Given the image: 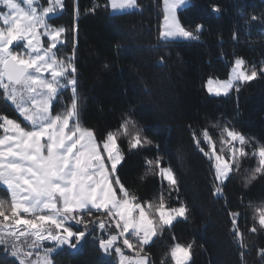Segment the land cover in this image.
<instances>
[{"label":"trees","instance_id":"obj_1","mask_svg":"<svg viewBox=\"0 0 264 264\" xmlns=\"http://www.w3.org/2000/svg\"><path fill=\"white\" fill-rule=\"evenodd\" d=\"M191 1L179 16L189 30L203 25L199 40L165 42L160 38L161 0H139V10L115 15L108 0H77L78 19L73 0H66L54 23L67 29L69 42L57 48L58 55L70 52L73 30H77L79 116L99 140L130 118L154 141L129 150L128 137L118 136L124 155L118 175L124 185L142 202L157 203L163 194L168 207L184 204L189 210L186 220L176 221L153 239L147 250L155 264L176 242H194L190 264H264L258 255L264 248V230L258 224V209L264 206V175L250 184L243 179L258 165V156L251 152L264 146V74L242 83L239 91L234 89L227 97L211 96L206 90L209 79L229 77L236 59L245 61L244 71L255 67L259 73L264 68V0ZM214 7L220 11L214 12ZM70 97L69 91L63 92L54 111L63 110ZM4 115L27 125L0 99V116ZM223 127L243 134L250 141L245 145L250 154L239 160V173L226 182L224 196L219 197L213 194V161L198 150L193 132L199 136L207 128L219 153L222 140L227 139L226 134L220 135ZM201 146L211 151L203 140ZM223 155L229 156L227 146ZM157 156L176 173L178 192L169 195L168 182L155 168L149 171L146 161ZM0 198L10 199L1 186ZM233 211L240 213L237 226L246 249L239 247L231 231ZM253 226L256 233L250 231ZM98 233L87 236L77 253L61 251L55 264H116L99 249ZM0 264H13V259L0 251ZM165 264H173L170 257Z\"/></svg>","mask_w":264,"mask_h":264},{"label":"snow or ice","instance_id":"obj_2","mask_svg":"<svg viewBox=\"0 0 264 264\" xmlns=\"http://www.w3.org/2000/svg\"><path fill=\"white\" fill-rule=\"evenodd\" d=\"M163 3L162 40H199L203 25L189 30L177 15L178 9L191 6V0ZM0 6L7 10L0 11V99L10 102L29 125L22 127L16 120L0 116L4 133L0 137V184L6 186L10 196L9 200L0 199V249L13 258V264H54L52 257L59 250L65 246L76 250L98 229L104 233L95 237L99 249L106 256L114 255L116 264H155L147 250L153 238L162 235L177 218L186 220L189 210L184 204L168 207L163 194L157 203L142 202L117 174L124 160L118 136L128 137L129 150L151 146L154 141L144 136L143 129L130 118L100 140L92 129L80 124L75 46L59 56L57 46L69 42L67 29L49 23L63 7V0H48L46 7L40 0H0ZM111 8L131 11L140 5L138 0H111ZM213 11L218 13L220 9L214 7ZM43 37L47 38L46 45ZM244 64L242 58L236 59L231 78L215 89L209 80V91L227 95L229 90L239 91L242 83L264 74V68L259 73L255 67L244 71ZM65 90L71 91L70 103L63 111L55 112L54 103ZM225 134L227 139L222 140L218 153L207 128L199 136L193 132L198 150L214 161L213 194L219 197L224 196L226 182L239 173V160L250 154L245 151L250 141L243 134L223 127L220 135ZM201 140L211 146L210 152L201 146ZM225 146L228 158L223 155ZM251 155L258 156V165L243 178L245 184L264 175V146H258ZM146 163L149 171L155 168L168 182L169 195L179 191L176 173L171 166L162 165L161 157ZM258 211L259 229L264 230V206ZM239 216L238 211L230 212L231 231L239 247L246 249L237 226ZM69 222L82 228L73 230ZM250 231L256 233L258 229L253 226ZM45 242L51 246H45ZM193 243H174L160 264H165L168 257L173 264H189ZM125 249L135 254L126 255ZM244 255L241 251L242 261ZM258 255L264 259V248L258 250Z\"/></svg>","mask_w":264,"mask_h":264},{"label":"rangeland","instance_id":"obj_3","mask_svg":"<svg viewBox=\"0 0 264 264\" xmlns=\"http://www.w3.org/2000/svg\"><path fill=\"white\" fill-rule=\"evenodd\" d=\"M192 2V1H191ZM65 3H66V0H63V7L62 8H58V10H57V12L55 13V16L52 18V19H50L49 20V23H51V24H53L54 26H56L55 25V23H54V20L55 19H58L61 15H62V13H63V11H64V9H65ZM40 4L42 5V6H44V7H46L47 5H48V0H40ZM73 4L75 5V10H76V13H75V18H77L78 19V9H77V0H73ZM138 4H139V0H138ZM108 5H109V8H110V12H111V14L112 15H115V14H123V13H127V12H132V11H137V10H139V9H136V10H131V11H114L112 8H111V0H108ZM140 5V4H139ZM161 6H162V13H163V18H162V21H161V23H160V33H161V31L163 30V23H164V14H165V12H164V3H163V0H161ZM0 11H7L3 6H0ZM181 10L180 9H178L177 10V15H178V17H179V19H180V16H179V12H180ZM181 21V20H180ZM182 23V22H181ZM0 26H3L2 25V22H0ZM57 27H61V26H59V25H57ZM63 27V26H62ZM65 28V27H64ZM75 28H76V26H75ZM42 31V30H41ZM74 31V40L75 41H73L74 42V46H75V43H76V36H77V33H76V31L77 30H73ZM67 33V32H66ZM66 33H65V35H66ZM160 38H161V36H160ZM43 40H44V43H45V45L47 44V38L46 37H43L42 38ZM162 39V38H161ZM170 41H176V42H179V41H188V39H184V38H177V39H174V40H170ZM67 46H68V44H66ZM59 46H61V45H58L57 46V48L59 47ZM73 47V46H72ZM234 66H235V62H234V64L232 65V67H231V70H230V74H229V77L227 78V79H224V80H221V79H215V78H211V79H209V80H212L213 81V84L211 85V87L213 88V89H215V88H217V86L220 84V82H222V81H225V80H228V79H230L231 78V73H232V69L234 68ZM242 70H243V66H242ZM208 80V81H209ZM208 81L206 82V90H207V92L209 93V95H211V96H215V97H220V96H224V97H227L228 95H230L232 92H233V90L235 89V88H233V89H231V90H229L228 91V93H227V95H224L223 93L222 94H220V95H216L214 92H210L209 91V83H208ZM66 91H69L70 93H71V91L70 90H65L64 92H66ZM9 104H10V106L11 107H13V109L15 110V112L18 114V112H17V110L15 109V107L10 103V102H8ZM56 103V102H55ZM54 103V104H55ZM60 111H63V110H60ZM19 115V114H18ZM4 116H7V115H4ZM20 116V115H19ZM9 119H14L13 117H11V116H7ZM21 117V116H20ZM21 119H23L22 117H21ZM15 120V119H14ZM17 121V120H16ZM24 121V120H23ZM79 121H80V124L83 126V127H86L83 123H82V120H81V118H80V116H79ZM18 123H21V122H19V121H17ZM25 122V121H24ZM25 123H27V122H25ZM21 126L22 127H25V126H29V125H24V124H22L21 123ZM87 128V127H86ZM4 135V133L2 134V135H0V137H2ZM97 137V136H96ZM98 139V138H97ZM99 140V139H98ZM118 142V141H117ZM118 146H119V143H118ZM119 149H120V147H119ZM123 162V161H122ZM213 163H214V161H213ZM122 164V163H121ZM120 166V165H119ZM119 166H118V168H119ZM118 174V173H117ZM0 186H1V188H4L5 190H6V186H4V185H2V184H0ZM7 191V190H6ZM10 197V196H9ZM1 199V198H0ZM3 199V198H2ZM6 214H9L7 211H6ZM23 215V214H22ZM0 220H3V218L2 217H0ZM178 220H185V219H182V218H177L174 222H173V224L176 222V221H178ZM7 223V222H6ZM69 223H71L72 224V226H73V230H80L81 228H82V226H80V225H75L74 224V222H69ZM172 224V225H173ZM89 228L91 229L92 228V225H89ZM96 232L99 234V235H97V236H100V235H104V233L102 232V231H100V230H96ZM86 238H87V236L85 237V240L84 241H82L81 242V245L80 246H78V248L76 249V250H71V249H69L67 246H65L62 250H59L56 254H54L53 255V261H54V264H55V258H56V256L61 252V251H64V250H68V252L69 253H72V254H74V253H77L78 251H80V249L82 248V246H83V244H84V242L86 241ZM155 238V237H154ZM153 238V239H154ZM45 246H51V244H50V242H45ZM0 251H3L2 249H0ZM125 254L126 255H134L135 253H133L131 250H127V249H125ZM104 256H106L105 254H104ZM106 257H109V256H106ZM109 258H114L115 260H116V257L113 255V256H111V257H109ZM13 259V258H12ZM191 260H192V258H191ZM191 262V261H190ZM190 262H189V264H190Z\"/></svg>","mask_w":264,"mask_h":264}]
</instances>
